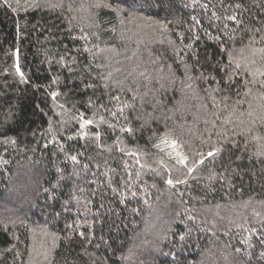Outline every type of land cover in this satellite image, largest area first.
<instances>
[{
	"label": "trees",
	"instance_id": "obj_1",
	"mask_svg": "<svg viewBox=\"0 0 264 264\" xmlns=\"http://www.w3.org/2000/svg\"><path fill=\"white\" fill-rule=\"evenodd\" d=\"M0 264H264V0H0Z\"/></svg>",
	"mask_w": 264,
	"mask_h": 264
},
{
	"label": "snow or ice",
	"instance_id": "obj_2",
	"mask_svg": "<svg viewBox=\"0 0 264 264\" xmlns=\"http://www.w3.org/2000/svg\"><path fill=\"white\" fill-rule=\"evenodd\" d=\"M171 182V181H170Z\"/></svg>",
	"mask_w": 264,
	"mask_h": 264
}]
</instances>
